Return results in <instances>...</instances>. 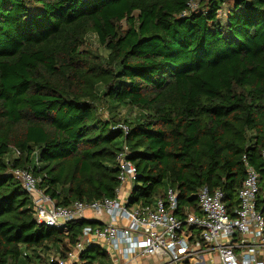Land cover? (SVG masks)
Wrapping results in <instances>:
<instances>
[{
  "label": "trees",
  "instance_id": "obj_1",
  "mask_svg": "<svg viewBox=\"0 0 264 264\" xmlns=\"http://www.w3.org/2000/svg\"><path fill=\"white\" fill-rule=\"evenodd\" d=\"M123 146L126 205L171 187L182 218L207 186L233 215L243 157L264 177V0H0V264L65 257L96 223L36 224L9 169L30 170L55 205L100 201L116 196ZM80 258L108 264L96 247Z\"/></svg>",
  "mask_w": 264,
  "mask_h": 264
},
{
  "label": "built area",
  "instance_id": "obj_2",
  "mask_svg": "<svg viewBox=\"0 0 264 264\" xmlns=\"http://www.w3.org/2000/svg\"><path fill=\"white\" fill-rule=\"evenodd\" d=\"M189 10L196 9V2L188 3ZM124 133L127 129L119 125ZM14 156L20 151L11 147ZM123 146L116 156L119 187L114 198L84 203L74 201L70 206L55 205L38 187L39 178L30 170L12 168L8 173L20 182L28 193L33 220L45 227L66 230L67 224L85 219L96 222L85 225L65 257L51 250L46 264H84L80 256L87 248L98 247L106 255L108 264L130 262L142 255H150L169 262H179L200 256V241L207 249H214L220 264H263L264 257V190L258 203L261 183L255 169L245 160V178L238 189L237 206L227 212L223 191H210L202 186L197 193L198 213L185 212L180 218L177 210V192L168 187L164 195L151 205H126L135 178V168L126 158ZM264 169V150L261 152ZM33 162L38 164V153ZM131 184L126 188V185ZM261 206V210L257 206Z\"/></svg>",
  "mask_w": 264,
  "mask_h": 264
},
{
  "label": "crops",
  "instance_id": "obj_3",
  "mask_svg": "<svg viewBox=\"0 0 264 264\" xmlns=\"http://www.w3.org/2000/svg\"><path fill=\"white\" fill-rule=\"evenodd\" d=\"M130 185L131 184H129L128 187ZM199 243L201 247V252H200V256L196 259L187 258L179 262H169L164 259H158L150 255H142L130 262L122 263V264H220L216 251L214 249H210V250L207 249V247L201 241ZM258 258H260L264 264V257H258Z\"/></svg>",
  "mask_w": 264,
  "mask_h": 264
},
{
  "label": "rangeland",
  "instance_id": "obj_4",
  "mask_svg": "<svg viewBox=\"0 0 264 264\" xmlns=\"http://www.w3.org/2000/svg\"><path fill=\"white\" fill-rule=\"evenodd\" d=\"M228 8H229V3H225L222 6V9L219 11L221 17H225V14H226ZM86 46L88 47L89 51H91V53H93V54H98V55H102V56L105 55L104 49L100 45H98L96 39L92 36L88 37ZM103 115H106L105 111H104ZM259 185H260V183H259ZM126 186L128 187V185H126ZM96 248H98V247H96Z\"/></svg>",
  "mask_w": 264,
  "mask_h": 264
}]
</instances>
